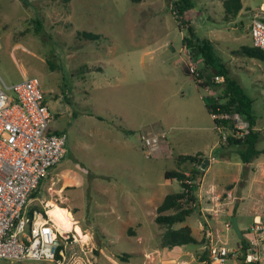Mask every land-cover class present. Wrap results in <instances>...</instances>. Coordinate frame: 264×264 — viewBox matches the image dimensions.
<instances>
[{
  "label": "rangeland",
  "instance_id": "rangeland-1",
  "mask_svg": "<svg viewBox=\"0 0 264 264\" xmlns=\"http://www.w3.org/2000/svg\"><path fill=\"white\" fill-rule=\"evenodd\" d=\"M175 1L43 0L27 6L22 0H0V76L8 85L38 78L44 104L53 115L51 130L67 135L65 157L31 201V209H46L48 215V203L56 202L66 222L64 235H75L69 234L62 264H164L160 251L166 229L155 218L163 199L181 191L177 180L165 179L167 171L182 170L178 156L201 154L212 160L211 169L199 177L203 186L226 184L237 173L243 180L247 177L249 168L238 149L222 146L226 141L206 109V102L220 96L221 79H216L221 87L209 88L187 72L192 56L183 39L189 34L172 13ZM191 1L193 8L184 20L215 45L230 76L252 99L253 115L263 129L264 62L236 52L252 46L251 20L264 8V0H242L243 10L231 21L225 17L223 0ZM81 32L99 39L87 40ZM261 133L257 149L264 151V130ZM225 134L228 138L229 132ZM145 136L157 138L154 151L144 146ZM255 160L264 162V153ZM226 167L229 174L220 170ZM225 196H215L219 217L228 209ZM245 206L250 209L252 200ZM206 210L194 213L185 224L202 245V226L207 229L206 218H213V210ZM233 212L220 219L214 213L217 221L211 224L223 230L227 248L237 251L226 264H241V240L225 224L236 216L251 244L253 218L260 215L264 226V211ZM77 229L90 239L83 242ZM104 231L118 239L104 238ZM104 245L108 255L114 254L111 260L100 255ZM185 248L192 254H186L187 262H201L206 251L201 245ZM259 248L264 251V241ZM182 252L176 247L168 256Z\"/></svg>",
  "mask_w": 264,
  "mask_h": 264
},
{
  "label": "built area",
  "instance_id": "built-area-1",
  "mask_svg": "<svg viewBox=\"0 0 264 264\" xmlns=\"http://www.w3.org/2000/svg\"><path fill=\"white\" fill-rule=\"evenodd\" d=\"M24 1L33 4L43 0ZM250 34L252 46L264 50V8L254 13ZM188 69L192 75L198 73L192 58L188 59ZM52 119L50 109L44 104L38 78L25 77L20 83L8 85L0 76L1 261L62 264L68 238L71 234L75 238L72 232L63 235L46 209L44 213L31 209L33 195L40 183L66 153L67 135L51 130ZM235 120L238 131L235 137L248 133L249 125L239 117ZM258 130L263 132L264 127ZM219 133L226 141L225 130L219 128ZM142 140L151 152L156 149V137L145 136ZM254 225L250 229L254 238L247 249L246 264H264V251L259 248V243L264 241V226L258 220L254 221ZM225 229H232L231 222L225 224ZM204 238L210 262L203 261L201 264H226L230 256H236L237 251L216 239L210 228L204 229ZM61 246H64L63 249H60ZM58 254L62 258H58Z\"/></svg>",
  "mask_w": 264,
  "mask_h": 264
},
{
  "label": "trees",
  "instance_id": "trees-1",
  "mask_svg": "<svg viewBox=\"0 0 264 264\" xmlns=\"http://www.w3.org/2000/svg\"><path fill=\"white\" fill-rule=\"evenodd\" d=\"M142 1L132 0L133 3H141ZM22 2L27 6L30 5L24 0ZM223 6L225 17L229 21L235 19L243 9L242 0H223ZM192 8L193 3L191 0H178L174 3L172 13L176 15V18H179L181 30H187L189 34L183 39V44L188 47L192 59L199 66L198 73L193 75V79L197 84L209 88L211 86L221 87L216 83V79H221L223 88L220 96L214 98L211 102H206V109L211 116H215L216 130L219 132V128H223L229 132L228 138L226 142H222V146L228 144L237 148L243 163L250 164L264 153V151L257 149L262 133L258 130L256 117L252 112L253 101L246 95L239 81L230 76L229 68L220 57L215 45L209 39L199 37L195 28L189 25L188 18L184 20L183 16ZM80 34L87 40L99 39L98 35L90 32H81ZM236 54L264 62V50L254 46H243ZM187 72L191 74L189 69ZM236 117L241 118L249 125L248 133L238 137H235V134L238 133L235 129ZM204 161L205 158L201 154L196 156L181 155L177 157V162L180 167L183 166L182 170L167 171L165 174L166 180H177L180 183L181 191L167 195L157 208L155 222L166 229L162 236L161 247L163 248L200 244L194 237L191 227L185 224L194 213H201L202 205L198 199L197 191L200 187L199 177L205 174V172H201ZM186 164L191 165V169L188 166L185 167ZM189 172H191L190 176ZM33 196L35 197V195ZM37 209L44 213L43 208ZM242 233L244 237L241 240L242 249L247 250L250 244L245 239V232ZM201 242L205 243L206 240L203 239ZM63 247L61 246L60 249H63ZM126 256L130 257L128 254ZM58 258H62V256L58 254ZM200 260L201 262H210L207 250Z\"/></svg>",
  "mask_w": 264,
  "mask_h": 264
},
{
  "label": "crops",
  "instance_id": "crops-1",
  "mask_svg": "<svg viewBox=\"0 0 264 264\" xmlns=\"http://www.w3.org/2000/svg\"><path fill=\"white\" fill-rule=\"evenodd\" d=\"M243 10V9H242ZM217 162L214 158H213V163ZM230 162H227L226 164H229ZM211 164H212V160H210V165L208 166V168L204 171L205 174L207 173L208 170L211 169ZM239 169H240V165H238ZM245 168H249V172L247 174V177L244 178V180L242 179V175L240 173H237L235 175H232V179L226 183V184H221V183H217L216 181H213V184H210L208 186H203V181L200 184V187L197 191V196L198 199L202 205V207H204L205 205L208 204L209 209L208 212H212L211 210H213V218H206V227L210 228L214 234V237L216 239H220L221 241H223L220 233H222L221 230H218L216 227L212 226L211 222L212 221H217L216 219V215L214 213H218L217 217H219V212L216 210L219 207V203L217 201L216 203V197L215 196H219V194H226L227 196H225L226 202L224 204L227 203V208L231 209L234 212H240V213H244L245 210H248V214L252 215L254 211H264V162L263 160H254L252 163L250 164H245ZM227 171H224V169L220 168L221 171L224 172V174H229V168H227ZM222 172V173H223ZM242 183L241 185V189L238 190V186L239 184ZM234 193H238V196L234 197ZM211 194H213V199ZM210 199L212 200L210 202ZM164 200V199H163ZM215 200V201H214ZM248 200H252V206L250 207V209L247 208V206H245V204L248 202ZM206 201L207 204H204ZM163 202V201H162ZM217 206V207H216ZM237 207V208H236ZM226 208V207H224ZM225 209L223 210V212L221 213L219 219L221 217L227 216L231 210ZM202 211H205V208L201 209ZM228 210V211H227ZM233 212V213H234ZM210 214V213H209ZM233 215V214H231ZM264 216V214H263ZM234 217V215L232 216ZM253 218V216H252ZM238 219V218H237ZM255 220L258 219H262V217L260 215L255 216L254 218ZM253 221V222H254ZM204 225L202 226V234H203V238H204ZM104 238L110 239V238H114V239H118L117 237H114L112 235H110L109 233L104 231ZM88 237H90V235H88ZM195 237V236H194ZM254 237V236H252ZM77 238V236H76ZM198 242L200 243L199 239L197 237H195ZM90 239V238H89ZM207 243V241L205 242ZM205 243L202 245L201 243L199 245L202 246V249L204 250L205 247ZM187 247V246H185ZM182 247L183 250L185 252H182L181 254L178 255H174L171 256L169 258L168 256V252L170 249L173 248H162V251H160V257L163 259L164 257V264H168V263H178L181 264V262L183 264H190V262L186 261V254H191L189 252L186 251V248ZM107 250H109L108 246H101L100 248V255H102V258L104 259H108L111 260L114 256V254L112 253L111 255L107 254ZM167 251V252H166ZM192 255V254H191ZM194 261V260H193ZM6 261H1L0 260V264L4 263ZM7 263V262H6ZM202 262L199 261L198 264H201Z\"/></svg>",
  "mask_w": 264,
  "mask_h": 264
},
{
  "label": "bare ground",
  "instance_id": "bare-ground-1",
  "mask_svg": "<svg viewBox=\"0 0 264 264\" xmlns=\"http://www.w3.org/2000/svg\"><path fill=\"white\" fill-rule=\"evenodd\" d=\"M48 208L50 209L49 210V215H51V217L52 218H54V220L57 222H55V224H56V226H57V228L61 231V233L64 235V233H66V232H64V228H65V226H66V222L64 221V218L62 217V212H61V210H60V208H59V206L57 205V203L56 202H54V201H50L49 203H48ZM63 228H61L60 226ZM78 233H80V235H81V237H82V241L83 242H87L88 240H89V238L90 237H88V235H84V234H82L81 232H80V230L79 229H77L76 230Z\"/></svg>",
  "mask_w": 264,
  "mask_h": 264
},
{
  "label": "water",
  "instance_id": "water-1",
  "mask_svg": "<svg viewBox=\"0 0 264 264\" xmlns=\"http://www.w3.org/2000/svg\"><path fill=\"white\" fill-rule=\"evenodd\" d=\"M210 165V160H205L204 163L202 164L201 167V172H204L208 166ZM231 224H232V230L234 231V233L237 235V237L242 240L243 237V233L242 230L239 227V223H238V219L236 216H234L231 219ZM246 258H247V250L246 249H242V261L241 264H246Z\"/></svg>",
  "mask_w": 264,
  "mask_h": 264
}]
</instances>
